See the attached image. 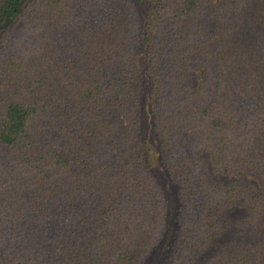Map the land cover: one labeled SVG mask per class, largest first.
<instances>
[{
  "label": "trees",
  "instance_id": "1",
  "mask_svg": "<svg viewBox=\"0 0 264 264\" xmlns=\"http://www.w3.org/2000/svg\"><path fill=\"white\" fill-rule=\"evenodd\" d=\"M128 1L0 0V264H264V0Z\"/></svg>",
  "mask_w": 264,
  "mask_h": 264
},
{
  "label": "rangeland",
  "instance_id": "2",
  "mask_svg": "<svg viewBox=\"0 0 264 264\" xmlns=\"http://www.w3.org/2000/svg\"><path fill=\"white\" fill-rule=\"evenodd\" d=\"M127 2L129 1L128 0H99V4L101 5V11H100L102 13L101 16L111 14L115 12L117 8L119 10H122L126 6ZM206 157L209 159L210 157L209 153L206 154ZM172 209L173 207L171 208V210ZM173 210L171 211V214L169 215V225H170V229H168L169 235H173V230L175 227L174 226V216L175 215H174ZM242 213H243L242 210L237 209V210H233L230 215L238 216ZM170 241L166 239L162 244H160V246L151 253L148 260L144 264H165L166 259L168 258L169 253H170L169 249L167 248L168 245L170 244Z\"/></svg>",
  "mask_w": 264,
  "mask_h": 264
}]
</instances>
